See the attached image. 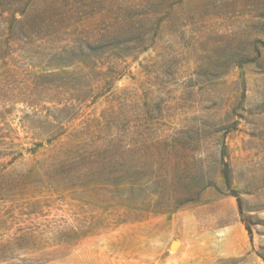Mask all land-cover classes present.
Returning a JSON list of instances; mask_svg holds the SVG:
<instances>
[{"label":"rangeland","instance_id":"374dc122","mask_svg":"<svg viewBox=\"0 0 264 264\" xmlns=\"http://www.w3.org/2000/svg\"><path fill=\"white\" fill-rule=\"evenodd\" d=\"M0 264H264V0H0Z\"/></svg>","mask_w":264,"mask_h":264},{"label":"trees","instance_id":"16d2710c","mask_svg":"<svg viewBox=\"0 0 264 264\" xmlns=\"http://www.w3.org/2000/svg\"><path fill=\"white\" fill-rule=\"evenodd\" d=\"M238 203H239V206L242 207V205H241V200H240V199H238ZM247 227H248V226H247ZM248 229L250 230L249 227H248Z\"/></svg>","mask_w":264,"mask_h":264},{"label":"bare ground","instance_id":"6f19581e","mask_svg":"<svg viewBox=\"0 0 264 264\" xmlns=\"http://www.w3.org/2000/svg\"><path fill=\"white\" fill-rule=\"evenodd\" d=\"M175 242V241H174Z\"/></svg>","mask_w":264,"mask_h":264}]
</instances>
